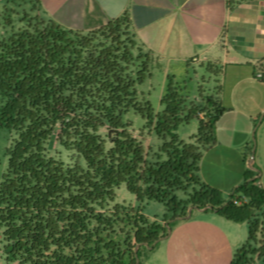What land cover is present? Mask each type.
Segmentation results:
<instances>
[{
    "label": "trees",
    "instance_id": "obj_1",
    "mask_svg": "<svg viewBox=\"0 0 264 264\" xmlns=\"http://www.w3.org/2000/svg\"><path fill=\"white\" fill-rule=\"evenodd\" d=\"M152 70L126 13L81 32L43 18L39 0H0V93L26 121L43 120L51 108L72 132L75 156L27 168L8 187L0 203V264H135L134 247L167 232L141 213L150 201L162 204L168 219L211 206L207 211L246 223L247 238L229 264H264V189L256 173L245 172L226 196L199 175L225 111L218 86L190 97L185 80L168 76L155 110L139 90ZM130 111L143 121L140 134L162 140L155 151L133 135ZM193 119L197 133L179 140L177 127ZM121 185L137 207L115 201ZM144 249H137L139 263Z\"/></svg>",
    "mask_w": 264,
    "mask_h": 264
},
{
    "label": "crops",
    "instance_id": "obj_2",
    "mask_svg": "<svg viewBox=\"0 0 264 264\" xmlns=\"http://www.w3.org/2000/svg\"><path fill=\"white\" fill-rule=\"evenodd\" d=\"M39 3L43 18L72 31L96 30L126 13L136 41L153 59L150 79L160 71L163 88L168 76L189 69L218 81L203 89L210 93L218 86L225 111L215 124V143L200 161V178L226 196L251 170L264 189V82L255 78L257 65L264 64V0ZM168 217L165 212L156 223L166 226ZM170 223V233L155 244L164 246V264H229L247 238L246 223H233L215 211L192 209L189 218Z\"/></svg>",
    "mask_w": 264,
    "mask_h": 264
},
{
    "label": "flooded vegetation",
    "instance_id": "obj_3",
    "mask_svg": "<svg viewBox=\"0 0 264 264\" xmlns=\"http://www.w3.org/2000/svg\"><path fill=\"white\" fill-rule=\"evenodd\" d=\"M18 89V86H17ZM0 93V203L8 187L27 168L53 166L57 159L71 163L72 132L59 126L49 112L35 123L22 114L15 116ZM14 115H13V114ZM31 121V122H30ZM55 159V160H54Z\"/></svg>",
    "mask_w": 264,
    "mask_h": 264
},
{
    "label": "rangeland",
    "instance_id": "obj_4",
    "mask_svg": "<svg viewBox=\"0 0 264 264\" xmlns=\"http://www.w3.org/2000/svg\"><path fill=\"white\" fill-rule=\"evenodd\" d=\"M203 74L199 73L197 76L193 72V69H189L183 73H179L175 76L176 79L179 80H185L187 84V90L188 94L193 96V94L197 95L199 90H205L207 88H210L211 81L207 79V76L204 77ZM165 88L162 87V80H161V72L156 70L153 73V77L150 79L148 78L145 82H143L139 86V90L144 94V97L149 101L153 109L159 110V100L160 97L165 93ZM201 88V89H200ZM160 94V97H159ZM194 95V96H195ZM125 119L129 122H131L132 125V133L133 135L140 137L142 136V140L144 145L150 146V149L152 151H155L161 144L162 140L155 137L154 135H147L146 132L143 134H140L143 126V121L140 118V116L135 115L132 111L128 112L125 116ZM198 128V121L196 119L191 120L187 124H181L177 127L175 134L177 135V138L181 141H188L191 139L192 136H194L197 133ZM3 147V143H0V149ZM209 176H214L212 172L209 170ZM235 187V186H234ZM233 187V188H234ZM116 199L115 201L117 203H124L127 205L132 206H138V203L136 202L133 195H131L124 185L119 186V188L116 189ZM142 212L145 215V217L148 220H151V222H157L161 221L165 216V209L162 204L150 201L141 204ZM172 224V223H169ZM170 228V225H169ZM158 243L156 246L149 245V247H144L143 255H140V263L139 264H164V250L162 246H159Z\"/></svg>",
    "mask_w": 264,
    "mask_h": 264
},
{
    "label": "water",
    "instance_id": "obj_5",
    "mask_svg": "<svg viewBox=\"0 0 264 264\" xmlns=\"http://www.w3.org/2000/svg\"><path fill=\"white\" fill-rule=\"evenodd\" d=\"M254 148H255V142H254ZM254 148H253V152H254ZM192 209H195V210H198V211H206V210H210L211 209V206H206L202 209H197L196 207H189L187 209V213H186V216L185 217H176L174 219H171L167 224H166V230H167V234L170 233V228H169V223L171 221H175V220H179V219H183V218H189L190 217V214H191V211ZM166 238V236L164 237H161V238H158L156 241H154L152 243V247L155 246V244L159 241H161L162 239ZM140 246H143V247H149L147 243H141V244H137L135 247H134V257H135V264H138L139 263V260L137 258V249L140 247Z\"/></svg>",
    "mask_w": 264,
    "mask_h": 264
},
{
    "label": "built area",
    "instance_id": "obj_6",
    "mask_svg": "<svg viewBox=\"0 0 264 264\" xmlns=\"http://www.w3.org/2000/svg\"><path fill=\"white\" fill-rule=\"evenodd\" d=\"M255 78L264 82V64L263 65H257ZM255 264H259L258 262Z\"/></svg>",
    "mask_w": 264,
    "mask_h": 264
}]
</instances>
